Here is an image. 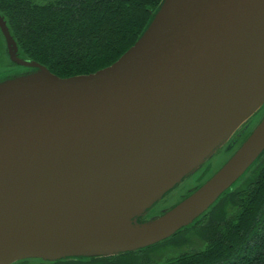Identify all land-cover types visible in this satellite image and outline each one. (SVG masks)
I'll return each instance as SVG.
<instances>
[{"label":"water","instance_id":"95a60500","mask_svg":"<svg viewBox=\"0 0 264 264\" xmlns=\"http://www.w3.org/2000/svg\"><path fill=\"white\" fill-rule=\"evenodd\" d=\"M28 66L0 83V264L156 245L264 152L263 113L208 180L141 221L264 106V0H162L103 69L60 78Z\"/></svg>","mask_w":264,"mask_h":264},{"label":"trees","instance_id":"16d2710c","mask_svg":"<svg viewBox=\"0 0 264 264\" xmlns=\"http://www.w3.org/2000/svg\"><path fill=\"white\" fill-rule=\"evenodd\" d=\"M161 1L0 0V12L30 59L68 78L94 73L118 60L144 32ZM248 172L251 176L242 187L223 193L193 222L206 220L199 229L206 240L203 248L159 264H264V152ZM227 205L233 208L229 215ZM139 251L143 249L57 263L138 264Z\"/></svg>","mask_w":264,"mask_h":264},{"label":"rangeland","instance_id":"374dc122","mask_svg":"<svg viewBox=\"0 0 264 264\" xmlns=\"http://www.w3.org/2000/svg\"><path fill=\"white\" fill-rule=\"evenodd\" d=\"M1 13V12H0ZM2 14V13H1ZM5 19V18H4ZM264 113V106L240 129V137L236 138L232 145L227 143L218 149L214 155L208 159L194 174L184 179L179 185L166 194L157 204H155L144 216V219L160 214L163 210L177 204L183 197L208 180L215 172H217L226 162L229 156L243 141V138L254 128ZM238 133V132H237ZM233 138V137H232ZM235 138V137H234ZM228 146V148H227ZM252 172L246 173L241 180L235 184L233 188L242 187V184L249 179ZM244 185V184H243ZM227 191V192H228ZM233 208L225 207L226 215L232 213ZM204 217L200 218L195 223L186 227L180 234H177L169 239L162 241L156 245L143 249L137 253L135 261L138 264H159L165 260L176 257L183 253H190L200 250L206 243L205 238L201 235V227L205 225ZM137 252V251H135ZM118 256V255H116ZM113 257V256H111ZM105 258V257H103ZM13 264H60L56 262H45L39 259H28L18 261Z\"/></svg>","mask_w":264,"mask_h":264},{"label":"flooded vegetation","instance_id":"af4514ba","mask_svg":"<svg viewBox=\"0 0 264 264\" xmlns=\"http://www.w3.org/2000/svg\"><path fill=\"white\" fill-rule=\"evenodd\" d=\"M0 83L6 80L25 76L29 73L35 72L37 69L29 67V63H37L30 59L25 51L20 47L17 41L14 39L11 30L4 19V16L0 13ZM1 22L4 24L8 36V39L4 33ZM43 66V65H42Z\"/></svg>","mask_w":264,"mask_h":264}]
</instances>
